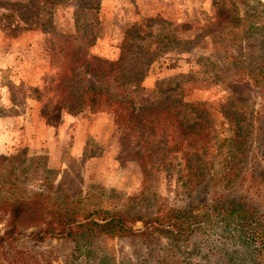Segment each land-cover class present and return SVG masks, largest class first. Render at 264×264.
Here are the masks:
<instances>
[{
  "label": "rangeland",
  "instance_id": "rangeland-1",
  "mask_svg": "<svg viewBox=\"0 0 264 264\" xmlns=\"http://www.w3.org/2000/svg\"><path fill=\"white\" fill-rule=\"evenodd\" d=\"M260 26L264 0H0V201L41 193L142 217L192 205L183 219L193 226L177 240H37L36 226L18 225L0 264H264V247L212 207L219 194L239 198L264 232V93L221 60L229 40L264 55ZM89 86L131 97L134 129L90 112L75 97ZM226 115L241 120L234 147ZM136 152H150L145 171ZM7 217L0 209V236Z\"/></svg>",
  "mask_w": 264,
  "mask_h": 264
},
{
  "label": "trees",
  "instance_id": "trees-1",
  "mask_svg": "<svg viewBox=\"0 0 264 264\" xmlns=\"http://www.w3.org/2000/svg\"><path fill=\"white\" fill-rule=\"evenodd\" d=\"M231 1L233 4L246 0ZM220 12L222 21L228 25L234 23L238 25L241 21L238 12L232 9H222ZM259 28H256L257 32L259 30L264 31V26ZM243 39H247V37ZM261 43L264 45V35ZM231 44L233 42L229 40L226 47L221 48V60L226 70L232 73L236 81H248L249 84L257 88L260 94L264 93V55L252 54V46L247 50L244 49V51H233V49L228 48ZM214 45L218 47L216 44ZM75 97H82L86 102L84 105L88 107L90 112L105 109L112 112L114 123L125 131H132L134 120L140 118L131 97L127 94L109 95L97 86H89L82 88ZM75 105L65 106V108L72 110ZM76 107L78 110L80 104ZM226 118L229 125L234 127L231 129L233 134L228 138L229 146L234 147L235 142H237L236 139L241 137L239 135L241 133V127L239 126L241 120L233 115H226ZM141 119L144 118L141 117ZM199 135V140L205 142L206 135L203 132ZM139 138L143 139L141 147L144 150L143 147L147 146L148 141L142 132ZM146 155L150 156V152L147 154L136 152L135 156L143 171H145L144 158ZM230 171V168L226 169L224 175L229 174ZM213 199L212 207L221 212L222 217H225L224 219L232 222V225L239 230H248L247 239L255 240L260 247H264V232L252 231L251 221L241 199L230 198L227 194H219ZM191 208L192 205L182 209L156 207L152 215L142 217L101 208L79 210V208L68 203H50L46 200V196L36 193L29 198H13L0 201V209H6L8 212L6 228L4 235L0 236V244L5 240L13 239L14 231L17 234L20 233L19 230H16L18 225L36 226L35 230H31L28 235L37 240H42L45 237L66 239L85 238L87 236H104L108 238L147 237L153 234L164 235L167 238L177 240L181 235L189 234L192 230L193 226L187 223L186 219H183L185 211L191 210ZM137 221L140 222V227L134 228L133 223ZM261 256H263V253Z\"/></svg>",
  "mask_w": 264,
  "mask_h": 264
}]
</instances>
